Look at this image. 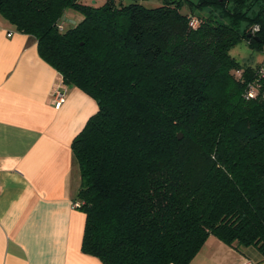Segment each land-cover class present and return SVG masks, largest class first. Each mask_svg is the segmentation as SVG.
I'll return each instance as SVG.
<instances>
[{
  "label": "trees",
  "instance_id": "16d2710c",
  "mask_svg": "<svg viewBox=\"0 0 264 264\" xmlns=\"http://www.w3.org/2000/svg\"><path fill=\"white\" fill-rule=\"evenodd\" d=\"M181 3L0 0L63 83L97 101L71 148L81 250L103 264H189L210 235L264 259L263 60L229 53L262 48L264 0H198L228 21L196 27ZM67 9L82 18L59 30Z\"/></svg>",
  "mask_w": 264,
  "mask_h": 264
},
{
  "label": "crops",
  "instance_id": "0c3cea01",
  "mask_svg": "<svg viewBox=\"0 0 264 264\" xmlns=\"http://www.w3.org/2000/svg\"><path fill=\"white\" fill-rule=\"evenodd\" d=\"M67 11L63 18L76 24ZM97 109L40 57L34 36L0 14V264H103L81 250L85 214L73 207L81 176L71 143ZM245 260L264 264L255 247L210 235L189 264Z\"/></svg>",
  "mask_w": 264,
  "mask_h": 264
},
{
  "label": "rangeland",
  "instance_id": "374dc122",
  "mask_svg": "<svg viewBox=\"0 0 264 264\" xmlns=\"http://www.w3.org/2000/svg\"><path fill=\"white\" fill-rule=\"evenodd\" d=\"M83 2H87L88 4L92 5H100L105 0H81ZM94 1V2H93ZM165 0H115L117 5L122 4H129L132 2H138L147 8H154L162 5ZM168 1V0H167ZM198 0H182V3L179 7V10L183 14H191L195 19H207L210 20L212 23H227V18L225 17L221 7H216L215 5H202L197 6ZM179 3V1H175ZM227 9L231 8V3H227L225 5ZM68 14L74 18L75 22L78 23V20H81L82 15L80 12L67 9ZM70 12V13H69ZM67 14V13H66ZM65 20V17L63 18ZM68 19V18H67ZM72 25L69 21H64V27H70ZM229 53L233 56L236 60L241 63L249 64L254 66L257 63H260L264 58V43L262 44V48L260 50H254L248 46L245 40L235 44L229 49Z\"/></svg>",
  "mask_w": 264,
  "mask_h": 264
},
{
  "label": "built area",
  "instance_id": "2783aa9c",
  "mask_svg": "<svg viewBox=\"0 0 264 264\" xmlns=\"http://www.w3.org/2000/svg\"><path fill=\"white\" fill-rule=\"evenodd\" d=\"M263 6H264V4H263ZM64 21L65 20L62 19L57 24V27L59 30L64 29ZM189 25L191 27H196L198 25V20L195 19L194 17H191L189 20ZM257 29H258L257 26L253 27V30H257ZM256 72H257L258 78L264 76V59H263L262 63L260 64V66L257 68ZM256 88H257L256 84H254V83L249 84L245 90V93H244L245 98L248 99V98L254 97V95L256 93ZM63 100H64V90L62 88H57L52 95L53 104L55 106H59ZM79 206H80V201L77 200V201L73 202V207L78 208ZM240 264H254V263L251 260H245V261L241 262Z\"/></svg>",
  "mask_w": 264,
  "mask_h": 264
},
{
  "label": "water",
  "instance_id": "95a60500",
  "mask_svg": "<svg viewBox=\"0 0 264 264\" xmlns=\"http://www.w3.org/2000/svg\"><path fill=\"white\" fill-rule=\"evenodd\" d=\"M168 1H169V2H175V1H179V0H168ZM93 2H94V1H93ZM181 136H182L181 133H179V134H178V139H180Z\"/></svg>",
  "mask_w": 264,
  "mask_h": 264
}]
</instances>
